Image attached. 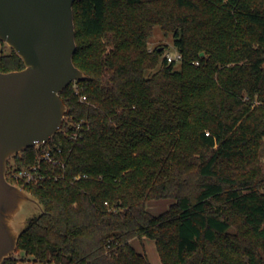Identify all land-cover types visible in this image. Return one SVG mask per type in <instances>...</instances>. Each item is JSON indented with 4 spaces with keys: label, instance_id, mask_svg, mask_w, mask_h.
Segmentation results:
<instances>
[{
    "label": "trees",
    "instance_id": "1",
    "mask_svg": "<svg viewBox=\"0 0 264 264\" xmlns=\"http://www.w3.org/2000/svg\"><path fill=\"white\" fill-rule=\"evenodd\" d=\"M74 21L87 79L61 93L62 130L8 162L46 211L3 264H152L144 238L161 264H264V0H82ZM156 26L180 66L149 50ZM3 45L0 71L24 69Z\"/></svg>",
    "mask_w": 264,
    "mask_h": 264
},
{
    "label": "water",
    "instance_id": "2",
    "mask_svg": "<svg viewBox=\"0 0 264 264\" xmlns=\"http://www.w3.org/2000/svg\"><path fill=\"white\" fill-rule=\"evenodd\" d=\"M77 1L0 0V41L25 65L0 71V264L16 253L30 219L46 211L33 194L9 182L8 162L62 130L68 107L61 93L87 79L74 63Z\"/></svg>",
    "mask_w": 264,
    "mask_h": 264
},
{
    "label": "rangeland",
    "instance_id": "3",
    "mask_svg": "<svg viewBox=\"0 0 264 264\" xmlns=\"http://www.w3.org/2000/svg\"><path fill=\"white\" fill-rule=\"evenodd\" d=\"M148 48L151 52L157 49H162L164 51V55L162 56V58L172 57L176 59L177 54H179L178 49L175 45L174 34L166 33L160 26L154 27L153 32L148 39ZM176 61L178 66H180V61L177 59ZM12 159L13 158H11V160ZM259 161L262 171L264 172V140L259 149ZM21 182H25V181H21ZM173 202L174 200H170V199L152 201L148 204V209L153 214L157 215L169 209L170 205ZM133 245L138 251L147 254L152 264H161V259L159 253L157 252V248L154 240L148 238H144L143 240H134ZM17 256L21 259H24V261L27 264H40L39 262L35 261L34 258L25 256L24 253H20Z\"/></svg>",
    "mask_w": 264,
    "mask_h": 264
},
{
    "label": "built area",
    "instance_id": "4",
    "mask_svg": "<svg viewBox=\"0 0 264 264\" xmlns=\"http://www.w3.org/2000/svg\"><path fill=\"white\" fill-rule=\"evenodd\" d=\"M3 46V42L0 41V55L3 54L5 51V48ZM176 59L181 61L182 55L180 53L177 54ZM176 59L168 57L169 62L175 61ZM83 99H86V97H84ZM80 126L81 123L78 125V128H80ZM62 152V148L60 147H57L56 150L47 149L44 152V159L52 164H61L62 161L58 155H60ZM11 175L16 181L22 180L25 182H37L44 178V176L41 175V173L38 171V167H33L30 169H19L17 171L12 172Z\"/></svg>",
    "mask_w": 264,
    "mask_h": 264
}]
</instances>
